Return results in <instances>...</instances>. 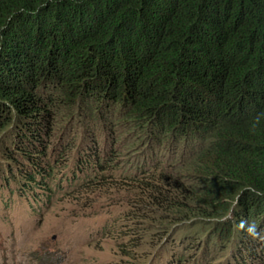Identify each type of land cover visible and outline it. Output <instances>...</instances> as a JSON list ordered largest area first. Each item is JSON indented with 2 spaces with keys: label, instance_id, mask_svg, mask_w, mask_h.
Returning <instances> with one entry per match:
<instances>
[{
  "label": "trees",
  "instance_id": "16d2710c",
  "mask_svg": "<svg viewBox=\"0 0 264 264\" xmlns=\"http://www.w3.org/2000/svg\"><path fill=\"white\" fill-rule=\"evenodd\" d=\"M59 109L113 140L105 155L89 139L55 178L70 153L49 154ZM0 140V210L23 200L38 212L65 184L105 193L128 160L136 173H117L141 198L136 227L214 225L177 243L190 259L162 264H209L212 241L218 264H264V0H0ZM120 231L117 242L133 239Z\"/></svg>",
  "mask_w": 264,
  "mask_h": 264
},
{
  "label": "rangeland",
  "instance_id": "374dc122",
  "mask_svg": "<svg viewBox=\"0 0 264 264\" xmlns=\"http://www.w3.org/2000/svg\"><path fill=\"white\" fill-rule=\"evenodd\" d=\"M86 125L82 117L68 115L64 109L58 110L52 127L49 154L53 152V148L60 149L61 144L70 153L66 155V161L57 167L55 178L60 170L68 169L67 165L71 164L70 156L75 158L89 139L95 141L94 147L98 152L101 150L106 151L105 155L111 154L113 138H109L105 130L102 131L103 124H95L96 128L92 130L93 126ZM131 143L132 139L125 136L118 139L117 146L123 151V148L125 150ZM142 146H144L142 143L139 144L137 149H142ZM193 150L196 152L197 148ZM178 154L180 156L184 154L182 145L175 156ZM122 155L126 156L124 158L127 160L130 153L126 151ZM164 156L169 155L163 154L161 158L165 159ZM120 162L122 161L115 162L114 168L117 170L115 179L109 186L110 190L105 193H101L105 189L90 192L79 185L68 188L65 184V189L60 191L63 193L58 192L51 204L48 207L45 205L43 208L39 207L38 212L32 211L29 204L23 200L22 203H19V200L14 204L11 211L0 210V264H162V256L168 253L173 256L179 255V259L183 258L186 261L190 259L191 257L188 258L186 254L190 243L176 247L177 243L186 238L190 241L196 240L201 234L210 236L213 222L193 220L167 228L163 221L162 225L159 224V219L150 221L148 219L142 220L136 227L138 221L132 213L133 207L129 204L141 198L131 188H124L125 183L122 180L125 179L120 178L119 174L120 171L134 174L138 166L129 165L128 160ZM166 164L174 165V159ZM182 167L175 164L173 168L175 172L180 173L183 172ZM5 169L4 159L0 155V184L4 183V176L8 177ZM184 186H188V183L185 182ZM75 191L78 193L68 194ZM3 192L6 196L9 193L6 188ZM143 194L149 202L151 195L146 192ZM158 208L151 204L148 210L149 217L154 216ZM158 215L162 218L161 213ZM107 223H110L108 228L112 226V233L103 235ZM113 225H116L115 229ZM121 228L120 232L123 235L131 234L129 237L133 239L125 238L124 242H117V231ZM213 244L216 242L212 241L210 247L209 264H218L223 254L219 247L214 249ZM191 256L193 258L194 255Z\"/></svg>",
  "mask_w": 264,
  "mask_h": 264
},
{
  "label": "clouds",
  "instance_id": "9594fccd",
  "mask_svg": "<svg viewBox=\"0 0 264 264\" xmlns=\"http://www.w3.org/2000/svg\"><path fill=\"white\" fill-rule=\"evenodd\" d=\"M241 226H243L244 232L253 238L261 235V233L257 230L256 223L253 221H241Z\"/></svg>",
  "mask_w": 264,
  "mask_h": 264
}]
</instances>
